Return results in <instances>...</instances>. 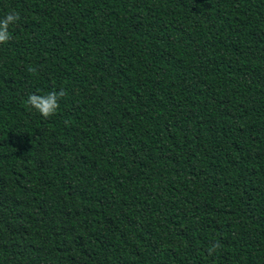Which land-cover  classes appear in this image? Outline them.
I'll return each instance as SVG.
<instances>
[{"label": "trees", "instance_id": "obj_1", "mask_svg": "<svg viewBox=\"0 0 264 264\" xmlns=\"http://www.w3.org/2000/svg\"><path fill=\"white\" fill-rule=\"evenodd\" d=\"M11 11L0 264H264V0ZM61 89L48 119L26 104Z\"/></svg>", "mask_w": 264, "mask_h": 264}, {"label": "clouds", "instance_id": "obj_2", "mask_svg": "<svg viewBox=\"0 0 264 264\" xmlns=\"http://www.w3.org/2000/svg\"><path fill=\"white\" fill-rule=\"evenodd\" d=\"M19 19L20 15L16 11H11L3 18H0V44L7 43L11 40L12 37L9 29L11 26L15 25ZM28 71L34 73L36 69L29 66ZM64 95H66V93L63 89L59 91L53 90L43 95L33 93L28 96L26 104L30 109H34L39 113L44 119H48L56 114L60 107L59 101ZM221 246L219 241H214L210 247H208L207 254L212 256Z\"/></svg>", "mask_w": 264, "mask_h": 264}]
</instances>
